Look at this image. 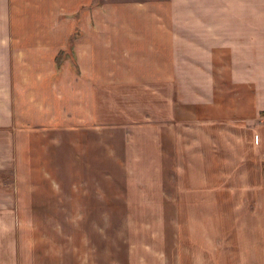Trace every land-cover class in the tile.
Returning a JSON list of instances; mask_svg holds the SVG:
<instances>
[{"label":"crops","instance_id":"1","mask_svg":"<svg viewBox=\"0 0 264 264\" xmlns=\"http://www.w3.org/2000/svg\"><path fill=\"white\" fill-rule=\"evenodd\" d=\"M263 120L264 0H0V264L105 254L101 222L35 218L65 192L22 186V153L53 147L88 182L74 210L132 218L121 264H264ZM98 148L119 193L82 171Z\"/></svg>","mask_w":264,"mask_h":264},{"label":"rangeland","instance_id":"2","mask_svg":"<svg viewBox=\"0 0 264 264\" xmlns=\"http://www.w3.org/2000/svg\"><path fill=\"white\" fill-rule=\"evenodd\" d=\"M101 1H138V0H101ZM149 1V0H145ZM264 121V120H263ZM61 139L62 136H65L60 134ZM105 134H97V140L100 137H104ZM72 138V136H70ZM103 141V140H102ZM64 151V150H63ZM61 151L62 153H64ZM98 154L97 157L93 160L91 164H85L83 165L82 171L84 172H93L96 176L94 183V189L100 193L104 192L105 190L108 191V193H119L120 187L122 184L121 178L124 175V169H127L125 166H122L119 164L120 159H111L109 157V153L111 152V149L107 148V150H102L98 148ZM47 152V153H46ZM52 156L51 159L53 161V164H49V158L48 156ZM73 164H72V157L66 158L61 156L60 157V150H56V148L52 149H38L37 154L33 152V154L29 155L27 154L24 156L22 153V160H21V175L22 178L25 179L22 181V186L26 188H36L37 190L44 191L42 194L49 195L47 190H53V191H62L65 192L64 197H61L58 195L57 197H48V196H38V200L45 199L46 205H50L51 203L53 205V211L52 213H36L35 218L39 221H52L53 223H58L60 226L61 224L66 223L67 226L71 227L73 221H80V220H95L96 222H101L102 227L99 234L103 238L98 240L99 249L104 250L105 254L103 257H97L96 264H105V261L108 262L111 261L112 264H121V250H120V239L119 235L121 234V227L120 224L123 220H131V217H128L127 213L122 212L121 205H110L107 208V211L104 210V207H102L100 210L97 209V212L93 213H78L76 210H74V207L72 206V189L74 186L76 187L78 184H87L88 182L82 181V182H76L73 177L76 176L75 173H73ZM73 171V172H72ZM124 184L126 185L127 182L124 181ZM93 189V190H94ZM60 194V192H57ZM67 194V195H66ZM115 196H113V199ZM60 199L65 202V205L60 206ZM55 200V201H54ZM110 200V199H109ZM56 204H59L56 206ZM35 214H33L34 216ZM131 215V214H130ZM134 217L136 215L138 218L144 219V217L148 218L152 214H132ZM28 217V215H27ZM152 219V218H151ZM36 220V222H38ZM107 220L108 222L113 224V228L106 231V228H104V221ZM40 222H38L39 224ZM41 224V223H40ZM110 226V225H109ZM110 227H108L109 229ZM60 228H57V231L59 232ZM73 229L70 228L64 229L62 233H70V237L72 236ZM44 232H48V229H43ZM54 233V231H53ZM107 233V234H106ZM62 236V234H60ZM98 235V236H99ZM108 235V236H107ZM45 235L40 233V230L36 232V241L37 244H41L43 242V237ZM105 237V238H104ZM84 246V245H83ZM82 246V247H83ZM60 250V248H59ZM69 257V264H72V255H66ZM67 257V258H68ZM84 258V257H83ZM81 263L82 264H88V260L83 259Z\"/></svg>","mask_w":264,"mask_h":264}]
</instances>
